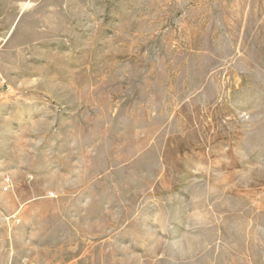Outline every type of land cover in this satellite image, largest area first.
Instances as JSON below:
<instances>
[{
	"label": "rangeland",
	"instance_id": "obj_1",
	"mask_svg": "<svg viewBox=\"0 0 264 264\" xmlns=\"http://www.w3.org/2000/svg\"><path fill=\"white\" fill-rule=\"evenodd\" d=\"M0 264H264V0H0Z\"/></svg>",
	"mask_w": 264,
	"mask_h": 264
}]
</instances>
